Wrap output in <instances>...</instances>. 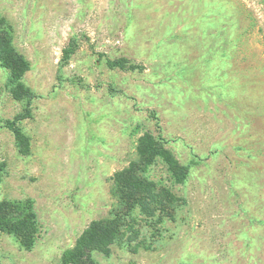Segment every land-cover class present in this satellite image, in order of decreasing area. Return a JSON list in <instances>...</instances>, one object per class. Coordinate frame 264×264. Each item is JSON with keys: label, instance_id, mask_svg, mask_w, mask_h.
Instances as JSON below:
<instances>
[{"label": "rangeland", "instance_id": "374dc122", "mask_svg": "<svg viewBox=\"0 0 264 264\" xmlns=\"http://www.w3.org/2000/svg\"><path fill=\"white\" fill-rule=\"evenodd\" d=\"M0 15L37 95L25 155L4 125L27 102L0 63V200L33 199L41 225L32 249L0 232V264H59L111 216L117 173L159 132L152 109L187 178L158 157L172 215L98 264H264V0H0ZM123 57L144 68L107 62Z\"/></svg>", "mask_w": 264, "mask_h": 264}, {"label": "trees", "instance_id": "16d2710c", "mask_svg": "<svg viewBox=\"0 0 264 264\" xmlns=\"http://www.w3.org/2000/svg\"><path fill=\"white\" fill-rule=\"evenodd\" d=\"M73 50L71 48L66 51L65 59H69ZM107 62L110 67L126 71L144 68L124 57L108 59ZM0 63L9 70L8 84L15 97L27 102L24 111L12 120H7L4 125L13 131L20 152L27 155L31 152L32 142L21 122L33 116L32 103L37 95L24 82L30 63L15 46L13 25L1 15ZM150 116L155 120L159 132L157 135L145 134L139 145V158L117 173L115 193L118 196V205L111 216L91 222L79 236L76 246L64 253L59 264H98L96 253L111 252L112 244L120 237L129 239L131 234L138 235L142 218L158 223L163 222V216L172 215V195L166 186L163 187L152 179L149 172L151 165L158 157L162 158L169 169L177 174L178 179L180 176L179 182L187 178L189 166L181 164L165 147V143L169 141L163 135L158 111L152 109ZM40 230L33 199L0 200V232L13 235L21 245L32 249Z\"/></svg>", "mask_w": 264, "mask_h": 264}]
</instances>
